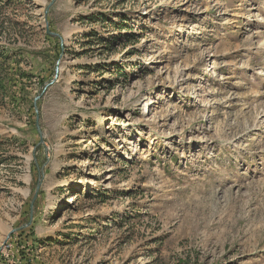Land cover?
<instances>
[{
	"label": "rangeland",
	"instance_id": "1",
	"mask_svg": "<svg viewBox=\"0 0 264 264\" xmlns=\"http://www.w3.org/2000/svg\"><path fill=\"white\" fill-rule=\"evenodd\" d=\"M50 2L0 0V264H264V0Z\"/></svg>",
	"mask_w": 264,
	"mask_h": 264
},
{
	"label": "water",
	"instance_id": "2",
	"mask_svg": "<svg viewBox=\"0 0 264 264\" xmlns=\"http://www.w3.org/2000/svg\"><path fill=\"white\" fill-rule=\"evenodd\" d=\"M55 1L56 0H51V2L45 7V17L46 18H47L48 12L50 10V7L54 4ZM46 31L51 36H58V37L62 38V36L60 34H58V33L53 32V31L50 30V26H49L48 20H47V23H46ZM56 70H57V75H58V70L59 69L57 68ZM54 81H55V79L52 82H54ZM38 98L39 97H37L36 100H35V110L37 112V122H36V126H37V129H38L39 133H40V139H41L40 142L43 143L44 142V137L42 135V131H41V127H40V122H39V115H38V106H37V99ZM43 176L44 175H43V168H42L41 173L39 174V181H38V183L36 185L35 193H34V196H33L32 201H31V212H30V222L29 223H31L32 220H33V218H34V205H35L36 199L38 198L39 190H40V188L42 186ZM0 251H1V248H0Z\"/></svg>",
	"mask_w": 264,
	"mask_h": 264
},
{
	"label": "trees",
	"instance_id": "3",
	"mask_svg": "<svg viewBox=\"0 0 264 264\" xmlns=\"http://www.w3.org/2000/svg\"><path fill=\"white\" fill-rule=\"evenodd\" d=\"M2 57L1 59L2 62L0 63V70L3 71V66L12 58L11 56H9V54L7 53H1ZM5 71V70H4ZM9 90V86H8V80L7 78H4V73L3 76L0 74V98L3 99L6 96L7 91ZM36 203V202H35ZM180 263H186L185 260L180 261Z\"/></svg>",
	"mask_w": 264,
	"mask_h": 264
}]
</instances>
